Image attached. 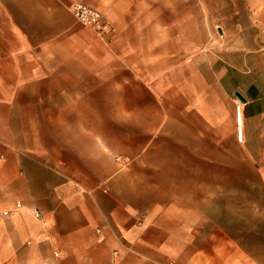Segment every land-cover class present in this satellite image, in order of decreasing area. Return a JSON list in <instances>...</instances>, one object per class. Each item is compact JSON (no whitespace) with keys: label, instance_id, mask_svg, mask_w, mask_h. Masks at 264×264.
Returning <instances> with one entry per match:
<instances>
[{"label":"crops","instance_id":"1","mask_svg":"<svg viewBox=\"0 0 264 264\" xmlns=\"http://www.w3.org/2000/svg\"><path fill=\"white\" fill-rule=\"evenodd\" d=\"M115 251L264 264V0H0V264Z\"/></svg>","mask_w":264,"mask_h":264},{"label":"built area","instance_id":"2","mask_svg":"<svg viewBox=\"0 0 264 264\" xmlns=\"http://www.w3.org/2000/svg\"><path fill=\"white\" fill-rule=\"evenodd\" d=\"M71 11L75 18L85 27L93 30L100 39L105 40L109 35L114 32V28L112 25L106 20L103 13L99 10L94 9L90 6L84 4H74L71 7ZM236 116H238V123H237V136L239 137V141L242 142V126H241V119H240V108H237ZM120 160V158L118 159ZM18 207H21L18 204ZM4 215H8V213H4ZM36 216L39 217V214L36 212ZM131 249H127L126 253H131ZM125 254L121 253L120 251H115L113 253V258L110 264H121L122 260L124 259Z\"/></svg>","mask_w":264,"mask_h":264},{"label":"rangeland","instance_id":"3","mask_svg":"<svg viewBox=\"0 0 264 264\" xmlns=\"http://www.w3.org/2000/svg\"><path fill=\"white\" fill-rule=\"evenodd\" d=\"M236 123H237V116H236ZM243 173L244 175H250L252 173H255V169L253 166H251L247 160V157L244 153V156H243ZM230 183H228L229 185ZM250 189H251V182H248V181H244L243 182V207H246V208H249V205H250V200H251V197H250ZM234 191H231L228 189V199H231L229 197V195H232Z\"/></svg>","mask_w":264,"mask_h":264},{"label":"bare ground","instance_id":"4","mask_svg":"<svg viewBox=\"0 0 264 264\" xmlns=\"http://www.w3.org/2000/svg\"><path fill=\"white\" fill-rule=\"evenodd\" d=\"M240 119H241V126L243 128V118H242V112L240 111ZM237 123H238V116H237ZM239 140V137H238ZM242 141H243V133H242Z\"/></svg>","mask_w":264,"mask_h":264},{"label":"water","instance_id":"5","mask_svg":"<svg viewBox=\"0 0 264 264\" xmlns=\"http://www.w3.org/2000/svg\"><path fill=\"white\" fill-rule=\"evenodd\" d=\"M237 96L245 103L246 102V100L242 97V95L239 93V92H237Z\"/></svg>","mask_w":264,"mask_h":264}]
</instances>
